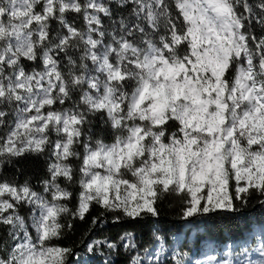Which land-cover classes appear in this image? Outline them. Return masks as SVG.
I'll return each mask as SVG.
<instances>
[{
  "label": "snow or ice",
  "instance_id": "snow-or-ice-1",
  "mask_svg": "<svg viewBox=\"0 0 264 264\" xmlns=\"http://www.w3.org/2000/svg\"><path fill=\"white\" fill-rule=\"evenodd\" d=\"M28 156L46 161L35 183L20 180ZM169 191L182 227L154 223L155 251L135 229L88 239L158 221ZM252 201L264 207V0H0V264H115L121 249L165 264L171 241L187 252L167 264H192L201 218ZM95 208L87 242L62 245ZM254 244L205 264H264V231Z\"/></svg>",
  "mask_w": 264,
  "mask_h": 264
},
{
  "label": "trees",
  "instance_id": "trees-1",
  "mask_svg": "<svg viewBox=\"0 0 264 264\" xmlns=\"http://www.w3.org/2000/svg\"><path fill=\"white\" fill-rule=\"evenodd\" d=\"M79 23H82L80 21ZM260 34L259 32L257 33ZM96 131L99 135L103 136L106 139V142H111L113 139L110 129L106 127L102 128L99 124L97 125ZM18 166L22 171L20 180H23L25 177H32L33 183L38 181L45 173L46 161L35 156H28L22 158L18 162ZM7 175L11 176L15 173V169L8 167L5 169ZM157 207L160 212L158 221L153 219H148L147 221L141 222H122L113 224L110 221L105 223L103 226H97L89 234L88 239L95 237L109 236L112 240H117L119 235L125 229H135L137 233V243L139 244V251L143 254V249L146 246H152L151 250L155 245V241L150 238L149 230L154 223H157L159 226H163L164 232L169 233L172 231L179 232L182 225L178 222V214L181 210V196L169 192H160L157 199ZM99 208H95L92 212L86 216L84 221L78 219L73 220V230L67 232L65 238L60 241L62 245L76 247L81 245V241L85 240V234L88 233L89 228L91 227V220L93 216H98L100 213ZM26 214V213H25ZM255 221V223H253ZM261 223H264V207H261L256 201H252L245 209L239 212L230 213V212H219L212 214L208 217H202L198 226L200 239L197 241L196 247L193 248L192 252L186 255L185 260H190L192 264H195V258L199 255L204 247L210 242L213 243L218 248H222L225 245L232 244L235 241V244H240V242H249L251 245H254L255 238L252 233L255 228L260 229ZM251 224V235L245 233L248 236L247 240H239L241 233L244 232V229ZM195 235V234H194ZM142 237V239H141ZM180 240L183 241L184 237L181 236ZM0 242L11 243L10 239L4 234V229L0 228ZM85 242H87L85 240ZM171 248L176 250L187 252V248H181L178 243L176 246L173 241L170 242ZM82 247V245H81ZM171 248L167 250L162 261L167 264L171 260ZM240 247H236V250L239 252ZM132 253L125 254L123 249L120 250L115 264H127V261ZM98 260L92 262V264L98 263Z\"/></svg>",
  "mask_w": 264,
  "mask_h": 264
},
{
  "label": "rangeland",
  "instance_id": "rangeland-1",
  "mask_svg": "<svg viewBox=\"0 0 264 264\" xmlns=\"http://www.w3.org/2000/svg\"><path fill=\"white\" fill-rule=\"evenodd\" d=\"M261 232L262 231L260 229H258V228H255V230L253 231L252 235L255 238V243H258V237H259ZM173 243H174L175 246L178 244L175 241H173ZM240 246H241V248H244V247H249L250 248V247H254L255 244L251 245L248 241L247 242H245V241L244 242H240L239 245L235 244V247H240ZM155 250H156V248L152 249V251H155ZM228 251H229V249H228L227 245H225L222 248H218L217 246H215L213 243L210 242L209 244H207L204 247L202 252L199 255L196 256L195 261L197 259H199L202 262V264H205L207 256H217V257H219V256L223 255L224 253H226ZM165 253L162 254L161 259H163V257L165 256ZM253 258L259 259V255L256 254ZM90 259L92 260V262H95V260H98L99 262L96 263V264H100V258L99 257H91Z\"/></svg>",
  "mask_w": 264,
  "mask_h": 264
}]
</instances>
